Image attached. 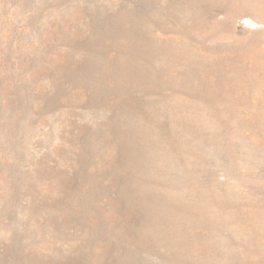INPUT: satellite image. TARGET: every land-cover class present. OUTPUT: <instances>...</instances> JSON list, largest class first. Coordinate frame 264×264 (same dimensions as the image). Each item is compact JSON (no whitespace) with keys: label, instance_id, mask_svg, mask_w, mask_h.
<instances>
[{"label":"rangeland","instance_id":"374dc122","mask_svg":"<svg viewBox=\"0 0 264 264\" xmlns=\"http://www.w3.org/2000/svg\"><path fill=\"white\" fill-rule=\"evenodd\" d=\"M0 264H264V0H0Z\"/></svg>","mask_w":264,"mask_h":264}]
</instances>
